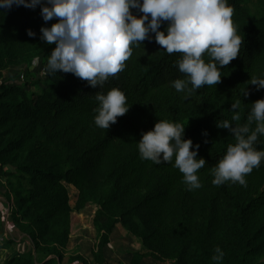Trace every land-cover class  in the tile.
<instances>
[{
    "label": "trees",
    "instance_id": "1",
    "mask_svg": "<svg viewBox=\"0 0 264 264\" xmlns=\"http://www.w3.org/2000/svg\"><path fill=\"white\" fill-rule=\"evenodd\" d=\"M228 4L237 35L243 37L239 54L220 69V83L191 92L172 86L176 79H186L177 66L183 54H168L154 34L133 47L124 71L102 88L71 73L49 74L47 59L55 44L41 40L40 29L57 20L45 22L39 5L0 9V172L8 168L15 179L7 178L5 184L10 220L30 244L1 264H107L104 249L117 223L152 255L172 264H216L212 257L217 247L225 254L222 264H264V161L246 176V186L212 183L211 169L236 143L217 123L243 125L251 104L264 99V88L250 84L264 79V0ZM166 26L162 23L160 30ZM29 29L35 37L27 35ZM36 59L46 69L35 81L38 90L25 88L37 84L27 78L16 79L21 84L2 81L9 68L29 66ZM113 88L126 95L129 110L102 129L94 122L99 107L95 96ZM237 101L241 119L233 121L231 104ZM159 120L180 123L183 138L199 144L197 158L206 161L198 171L201 188L188 190L172 163L141 159L137 142ZM255 147L264 150V136ZM66 185L77 191L73 208ZM89 204L97 207L91 262L79 254L65 257L72 211Z\"/></svg>",
    "mask_w": 264,
    "mask_h": 264
},
{
    "label": "clouds",
    "instance_id": "2",
    "mask_svg": "<svg viewBox=\"0 0 264 264\" xmlns=\"http://www.w3.org/2000/svg\"><path fill=\"white\" fill-rule=\"evenodd\" d=\"M38 5L45 22L57 20L40 29V39L48 45L55 44L47 59L48 73H71L92 88H102L110 77L124 71L133 47L151 41L150 34L168 54H183L177 66L186 79L173 82L177 92L220 83V69L238 56L243 43L228 0H0V9L5 10L13 6L35 9ZM165 22L167 26L161 31ZM26 33L36 36L30 29ZM250 84L259 90L264 88V79H252ZM242 92L245 97L249 94L246 89ZM95 100L99 107L95 109L94 122L102 129L115 124L130 106L126 95L117 88L106 94L97 92ZM239 107V101L231 104L233 121L241 119ZM216 126L231 132L236 143L227 147L223 158L211 169L212 183L246 186V176L264 161V150L255 147L259 137L264 136V99L251 104L243 125L233 127L224 120ZM184 133L185 126L180 123L159 120L152 130L142 133L137 145L141 159L155 165L172 163L182 173L188 190H195L202 187L198 171L206 161L197 158L199 144L184 139ZM224 255L217 247L212 260L222 264Z\"/></svg>",
    "mask_w": 264,
    "mask_h": 264
},
{
    "label": "crops",
    "instance_id": "3",
    "mask_svg": "<svg viewBox=\"0 0 264 264\" xmlns=\"http://www.w3.org/2000/svg\"><path fill=\"white\" fill-rule=\"evenodd\" d=\"M68 186L67 190H68ZM7 202V200H6ZM0 205H2L0 203ZM91 207L90 211H92L91 215V224H92V219L94 216V212L96 210V206L89 204L87 205L83 210L79 211L80 213L85 212L86 208ZM78 213L77 216L80 215ZM81 224V220H74L73 219V213L71 214V230H70V238L73 233L78 234L81 230L82 227H77L78 225ZM6 228L12 230L14 226L8 225V223L5 224ZM79 228V230H75ZM92 230L94 231V243L92 244L91 250L89 257H85L80 253V251L77 249V245H80L84 243V241L80 238H78V241L75 243L77 247L71 246V240L69 239L68 245L66 246L65 249V257L70 256V255H77L80 254L87 260L91 262V253L94 250L95 244H96V232L91 226ZM19 238H23L22 235L19 236ZM12 240V243H6V241ZM15 239L13 237L8 238L6 236V231L1 235L0 237V264L4 261L6 257H8L13 251L16 250H23L24 248L20 247V243L16 244ZM72 249V252L70 251ZM25 250V249H24ZM104 256H105V261L107 264H133L136 262L137 264H172L171 260H164L155 257V255H152L150 252H148L142 245L141 241L134 237L132 234H130L128 231H126L123 226L120 223H117L114 228L112 229V232L109 235V241L105 246L104 249ZM66 260V258L64 259ZM73 264H80L79 262H74Z\"/></svg>",
    "mask_w": 264,
    "mask_h": 264
},
{
    "label": "rangeland",
    "instance_id": "4",
    "mask_svg": "<svg viewBox=\"0 0 264 264\" xmlns=\"http://www.w3.org/2000/svg\"><path fill=\"white\" fill-rule=\"evenodd\" d=\"M45 71L46 69L42 63V59H36L33 62H31L29 66L22 65L19 67L17 66V67L9 68L8 70L4 72V77L2 81H5L9 84L11 83L21 84L22 81L17 82V80L19 79V75L23 74L24 79L27 78L29 81H33L34 83H37L35 81H37L38 79H42L43 76L45 75ZM39 85L40 83H37L34 85L29 84L25 88L28 90H38ZM0 173L2 174V177L0 176V203L2 204L0 205V233L2 235L6 231V236L8 238L13 237V239H15L14 242L16 244L20 243L21 248L29 249L30 244L28 243L26 238H19L20 235L15 228H13L12 230H10V228L9 229L6 228V225H5L6 223H8V225H11V220H10L11 211L8 210V203L6 202L7 197L5 195V191H6L5 184H6L7 178H10L13 181V183H15V179L13 178V176H10V174H8L10 173V170L8 168H5ZM68 194H69L70 205L73 208L75 200H76V196H77V191L72 185L68 186ZM90 208L91 207L86 208L85 212L83 213L77 212L75 210L72 211L73 219L81 220V224L78 225L77 227H82V230L78 234L73 233L71 235V238H70V240L72 241L71 246H74V247L78 246L77 249L85 257H89L92 244L94 243V231L91 228L92 211H90ZM78 213H80L79 216H77ZM77 227H75L74 232L79 230V228L76 229ZM78 238L84 241V243L81 244V246L80 245L76 246L75 244L78 241ZM70 251L72 252V249ZM38 256L40 255L38 254ZM63 264H73V263L72 262L68 263L65 261Z\"/></svg>",
    "mask_w": 264,
    "mask_h": 264
},
{
    "label": "built area",
    "instance_id": "5",
    "mask_svg": "<svg viewBox=\"0 0 264 264\" xmlns=\"http://www.w3.org/2000/svg\"><path fill=\"white\" fill-rule=\"evenodd\" d=\"M23 79H24V75L23 74H20L19 75V81H23ZM8 203V202H7ZM8 210H11V204L10 203H8Z\"/></svg>",
    "mask_w": 264,
    "mask_h": 264
}]
</instances>
